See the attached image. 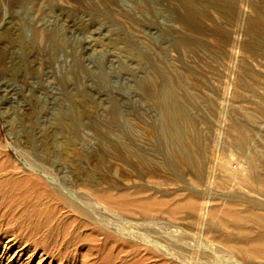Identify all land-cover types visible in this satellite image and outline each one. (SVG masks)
<instances>
[{
    "label": "rangeland",
    "instance_id": "rangeland-1",
    "mask_svg": "<svg viewBox=\"0 0 264 264\" xmlns=\"http://www.w3.org/2000/svg\"><path fill=\"white\" fill-rule=\"evenodd\" d=\"M261 15L0 0V264H264Z\"/></svg>",
    "mask_w": 264,
    "mask_h": 264
},
{
    "label": "bare ground",
    "instance_id": "bare-ground-1",
    "mask_svg": "<svg viewBox=\"0 0 264 264\" xmlns=\"http://www.w3.org/2000/svg\"><path fill=\"white\" fill-rule=\"evenodd\" d=\"M195 8V7H194ZM201 9V8H200ZM199 9V10H200ZM195 11V10H194ZM201 11V10H200ZM259 21H260V23H262V24H264V15H261L260 16V19H259ZM75 106H76V109H77V111L78 112H80V113H82V103L81 102H77L76 104H75ZM165 112L168 114V115H171V116H174V115H176V110H174V109H172L171 107H165ZM63 116H61V120H63ZM68 139V138H67ZM71 140V139H70ZM65 141V140H64ZM67 141V140H66ZM69 143V142H68ZM66 144H67V142H66ZM70 144V143H69ZM71 145H73L72 143H71ZM73 150V149H72ZM71 150V151H72ZM73 152V154L74 153H76V151L74 152V151H72ZM71 152V153H72ZM6 153H7V151H6ZM78 156H79V154H77ZM111 197V196H110ZM105 198V200H109V197H104ZM111 199V198H110ZM129 200V199H128ZM154 201V200H153ZM161 201V200H160ZM111 202V201H110ZM148 202V201H147ZM119 203V205L120 204H122V203H120V202H118ZM150 203V202H149ZM129 205H130V203H128ZM151 204H153V202L151 203ZM114 206V205H113ZM148 206V205H147ZM115 207V206H114ZM134 210V209H133ZM231 211V210H230ZM230 211H228V212H230ZM174 212V211H173ZM233 212V211H232ZM235 213V212H234ZM225 214L226 213H224V216H225ZM218 217V218H220V219H223L224 221H225V219H227V218H225V217ZM228 217V216H227ZM235 217V216H234ZM225 218V219H224ZM231 218V217H230ZM234 219H236V217L234 218ZM233 219V220H234ZM238 219H240V218H238ZM229 220H232V218L231 219H229ZM233 220H232V222H233ZM242 220V219H241ZM222 221V220H221ZM259 237V236H258ZM257 237V238H258ZM262 237H264V236H260L259 238H261V239H264V238H262ZM245 238V237H244ZM259 238H258V240L256 241V240H250V242L247 240V238H245L246 239V242H244V243H246V245L247 246H243V248H244V250H246L248 253H250L252 256H254V257H256L257 258V256H264V242H259ZM250 239V238H249ZM260 239V240H261ZM245 241V240H244ZM247 242H249V243H251V244H247Z\"/></svg>",
    "mask_w": 264,
    "mask_h": 264
}]
</instances>
